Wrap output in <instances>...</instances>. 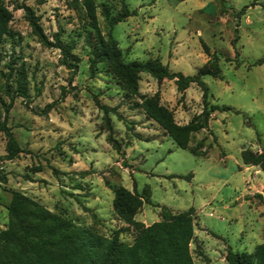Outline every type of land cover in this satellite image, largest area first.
<instances>
[{
    "label": "rangeland",
    "instance_id": "374dc122",
    "mask_svg": "<svg viewBox=\"0 0 264 264\" xmlns=\"http://www.w3.org/2000/svg\"><path fill=\"white\" fill-rule=\"evenodd\" d=\"M3 1L12 19L11 35L0 44V97L8 103L11 92L4 93L3 85L8 67L18 65L26 71L28 96L13 97L7 113L6 126L21 151L15 158H4L0 133V230L7 224L10 192L17 191L109 237L125 227L112 212L111 190L132 192L134 184L137 194L148 193L150 203L141 206L135 221L159 220L162 206L172 213L192 210L188 249L193 264H224L227 250L252 253L263 242L264 172L242 165L240 152H264V63L251 66L264 58V0H124L135 15L112 27L125 62L157 59L170 72L191 76L207 60L201 44L218 54L220 79L205 76L202 82L208 105L231 110L213 112L208 128L190 135L187 147L201 141L202 157L178 149L133 106L138 98L125 95L104 66L90 74L81 37L72 51L76 68L67 69L57 49L37 42L23 12L12 10V0ZM16 1L33 11L49 40L57 32L74 38L80 31L68 0ZM94 1L98 29L106 34L100 6L115 15L120 3ZM138 93L157 94L178 125L201 110L195 85L179 94L172 81L140 74ZM94 101L110 110L119 154L106 143L103 114ZM118 239L130 244L133 234L124 230Z\"/></svg>",
    "mask_w": 264,
    "mask_h": 264
},
{
    "label": "trees",
    "instance_id": "16d2710c",
    "mask_svg": "<svg viewBox=\"0 0 264 264\" xmlns=\"http://www.w3.org/2000/svg\"><path fill=\"white\" fill-rule=\"evenodd\" d=\"M115 1L120 3L115 15H109L107 9L100 6L108 24L107 33L101 34L96 21L95 1L68 0V8L76 13L80 21V31L74 33V38H62L57 32L52 35L51 40L43 34L38 17L27 5L16 0H12L10 4H12V10L23 12V18L31 34L40 45L58 50L60 65L67 69L76 68L78 59L72 51L81 37L83 46L87 50L86 61L90 74H94L98 65L104 66L125 95L138 98L139 102L134 103L133 106L138 107L148 120L155 123L178 149L186 150L193 156L202 157L204 151L201 148V141L194 147H187L190 135L206 130L213 112L231 110L226 106L208 105L207 88L202 82L205 76L220 79L218 54L209 52V49L201 44L207 60L191 76L170 72L167 66L157 59L125 62L117 42L111 35V30L114 25L134 16L135 13L127 8L124 0ZM243 10L237 13L236 18ZM11 19V11L8 10L4 1L0 0V44L4 38L11 35L8 29ZM233 42L232 40L231 46L234 45ZM234 55L236 56V53ZM263 63L264 58H260L252 62L251 66H259ZM11 64L13 65L14 62ZM8 70L3 90L4 93L10 90L11 95L7 104L0 97V133L5 138L4 158L10 160L21 151L10 128L6 126L7 113L13 97L26 99L28 94L26 71L23 66L8 67ZM140 74H146L156 82L172 81L175 91L179 94H183L190 85H195L201 93L200 112L192 116L186 124H176L171 112L159 104L157 94L139 95ZM94 102L103 114V126L107 131L106 143L116 154H119L120 144L111 135L108 115L110 110ZM235 113L238 112L235 111ZM240 161L244 166H255L264 172L263 151L242 150ZM190 177L189 174L184 178ZM177 178L182 177L177 176ZM132 190L129 192L122 187L111 190L112 212L120 222L125 224V227L116 230L109 237H103L90 228L77 225L59 213L48 211L31 198L17 191H11L5 208L7 224L0 230V264H193L188 249L192 238V210L172 213L164 206L159 207V220L145 226L135 221L134 216L143 204H150L148 193L144 191L142 195L137 194L134 184ZM124 230H129L133 234L130 244L118 239V234ZM224 264H264V227L263 242L256 245L252 253L227 250Z\"/></svg>",
    "mask_w": 264,
    "mask_h": 264
},
{
    "label": "crops",
    "instance_id": "0c3cea01",
    "mask_svg": "<svg viewBox=\"0 0 264 264\" xmlns=\"http://www.w3.org/2000/svg\"><path fill=\"white\" fill-rule=\"evenodd\" d=\"M145 226H147V225H145Z\"/></svg>",
    "mask_w": 264,
    "mask_h": 264
}]
</instances>
